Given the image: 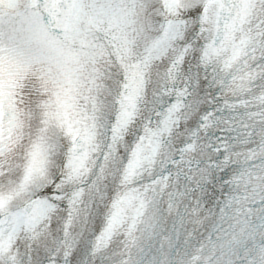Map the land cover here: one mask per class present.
<instances>
[{
    "label": "snow or ice",
    "instance_id": "6c2138e0",
    "mask_svg": "<svg viewBox=\"0 0 264 264\" xmlns=\"http://www.w3.org/2000/svg\"><path fill=\"white\" fill-rule=\"evenodd\" d=\"M0 264H264V0H0Z\"/></svg>",
    "mask_w": 264,
    "mask_h": 264
}]
</instances>
